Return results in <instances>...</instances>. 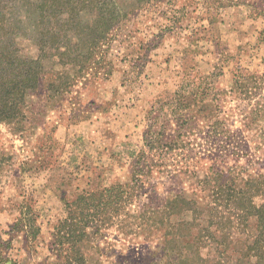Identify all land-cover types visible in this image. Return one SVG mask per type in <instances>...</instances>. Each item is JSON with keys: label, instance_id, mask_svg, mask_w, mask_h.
I'll list each match as a JSON object with an SVG mask.
<instances>
[{"label": "rangeland", "instance_id": "obj_1", "mask_svg": "<svg viewBox=\"0 0 264 264\" xmlns=\"http://www.w3.org/2000/svg\"><path fill=\"white\" fill-rule=\"evenodd\" d=\"M39 7L6 8L41 74L20 129L0 122V264L65 263L62 199L105 188L125 204L81 248L87 264H163L168 201L199 202L195 222L182 207L169 220L196 232L210 167L264 174V0H112L103 17L75 9L59 22Z\"/></svg>", "mask_w": 264, "mask_h": 264}, {"label": "trees", "instance_id": "obj_2", "mask_svg": "<svg viewBox=\"0 0 264 264\" xmlns=\"http://www.w3.org/2000/svg\"><path fill=\"white\" fill-rule=\"evenodd\" d=\"M39 1L41 17L57 22L64 15L75 14V9H79L78 13L96 10L103 17V11L112 3V0ZM9 2L0 0V122L20 129L26 98L38 86L41 63L21 56L14 30L7 26ZM259 138L261 150L257 151L264 159V136ZM245 172L242 166L225 171L210 167L206 171L201 183L207 192L209 219L196 232L191 230V223L183 221L174 226L169 220L176 212L171 210L182 207L177 213L191 212L195 222L198 201L176 195L165 204V211L157 213L163 240L159 255L163 264H264V174L245 176ZM119 191L105 188L81 193L71 201L62 199L66 216L55 226L54 233L57 246L64 248L66 261L62 264H87L81 248L122 212L125 199ZM31 225L34 228L35 222ZM146 225L153 227V223ZM184 227L188 230H183ZM38 233L36 229L33 236ZM234 236L239 241L232 244Z\"/></svg>", "mask_w": 264, "mask_h": 264}]
</instances>
